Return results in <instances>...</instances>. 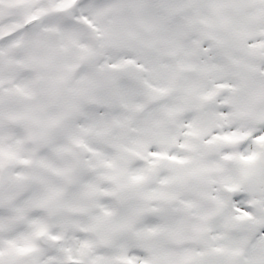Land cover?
Masks as SVG:
<instances>
[{
	"label": "snow or ice",
	"instance_id": "1",
	"mask_svg": "<svg viewBox=\"0 0 264 264\" xmlns=\"http://www.w3.org/2000/svg\"><path fill=\"white\" fill-rule=\"evenodd\" d=\"M0 264H264V0H0Z\"/></svg>",
	"mask_w": 264,
	"mask_h": 264
}]
</instances>
